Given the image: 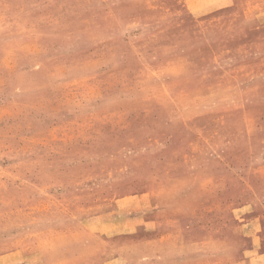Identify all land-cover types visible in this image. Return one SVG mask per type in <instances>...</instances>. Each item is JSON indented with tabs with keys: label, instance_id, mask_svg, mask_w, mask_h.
I'll list each match as a JSON object with an SVG mask.
<instances>
[{
	"label": "rangeland",
	"instance_id": "374dc122",
	"mask_svg": "<svg viewBox=\"0 0 264 264\" xmlns=\"http://www.w3.org/2000/svg\"><path fill=\"white\" fill-rule=\"evenodd\" d=\"M0 264H264V0H0Z\"/></svg>",
	"mask_w": 264,
	"mask_h": 264
}]
</instances>
